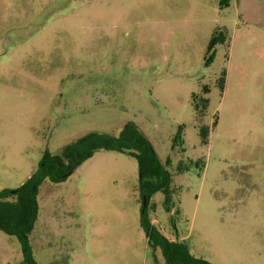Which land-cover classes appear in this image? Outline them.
I'll list each match as a JSON object with an SVG mask.
<instances>
[{"label":"rangeland","instance_id":"1","mask_svg":"<svg viewBox=\"0 0 264 264\" xmlns=\"http://www.w3.org/2000/svg\"><path fill=\"white\" fill-rule=\"evenodd\" d=\"M135 123L172 178L147 212L212 264H264V0H0V191L45 153ZM37 264H165L137 160L98 152L45 180ZM0 231V264H23Z\"/></svg>","mask_w":264,"mask_h":264},{"label":"trees","instance_id":"2","mask_svg":"<svg viewBox=\"0 0 264 264\" xmlns=\"http://www.w3.org/2000/svg\"><path fill=\"white\" fill-rule=\"evenodd\" d=\"M117 152L134 157L139 167V191L146 204L142 205L141 225L149 245L160 249L165 264H212L193 256L185 243L169 240L153 223L147 206L157 193L165 195V208L170 210L172 178L158 160L151 142L133 122L127 123L118 136L91 132L65 146L60 155L45 153L32 176L16 189L0 191V231L16 237L21 245L23 264H37L31 235L38 220L37 197L45 180L54 184L65 182L71 170L98 152Z\"/></svg>","mask_w":264,"mask_h":264},{"label":"water","instance_id":"3","mask_svg":"<svg viewBox=\"0 0 264 264\" xmlns=\"http://www.w3.org/2000/svg\"><path fill=\"white\" fill-rule=\"evenodd\" d=\"M78 168H79V165L75 166V167L71 170L70 174L75 173V172L78 170ZM143 202H144L143 204L145 205V204H146V199H145V198H143Z\"/></svg>","mask_w":264,"mask_h":264}]
</instances>
